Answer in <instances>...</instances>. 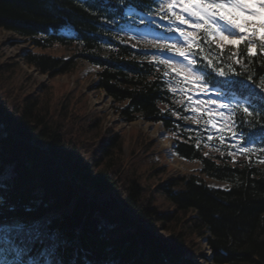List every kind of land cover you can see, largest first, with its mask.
Here are the masks:
<instances>
[{"label":"trees","instance_id":"1","mask_svg":"<svg viewBox=\"0 0 264 264\" xmlns=\"http://www.w3.org/2000/svg\"><path fill=\"white\" fill-rule=\"evenodd\" d=\"M127 2L0 0V30L29 41L34 51L23 63L40 75L96 67L92 89L113 100L119 120L160 123L176 156L196 168L170 175L154 140L105 127V113H87V95L74 97L58 82L28 92L14 81L20 65L0 63V237L12 242H0V264H58V249H67L72 264H195L199 240L214 264H264L259 45L256 57L209 47L213 65L233 70L234 88L246 89L256 111L235 109L232 120L244 121L243 152L230 130L209 139L207 117L189 115L185 87L165 81L152 60L124 44L118 25ZM60 48L68 58L53 53Z\"/></svg>","mask_w":264,"mask_h":264},{"label":"snow or ice","instance_id":"2","mask_svg":"<svg viewBox=\"0 0 264 264\" xmlns=\"http://www.w3.org/2000/svg\"><path fill=\"white\" fill-rule=\"evenodd\" d=\"M117 3L124 4L125 0H117ZM153 7L155 15H149L148 21L141 18L139 23H146L167 33L168 36L176 37V39H169L168 36L163 39L157 37L151 41L155 48L160 49L159 52H153L151 55L157 59L159 64L165 65L167 70L164 75L166 77L169 75L181 77L183 83L190 85L193 92L202 94L203 101L197 95L195 103L198 106L202 103L207 104L208 112H212L214 109L211 106L216 105L221 118H223L225 109L231 113L230 104L219 103V100L221 97L227 99L228 91L234 88L238 81L229 75V72L233 71L231 68L226 72L223 69H217L211 60H208L206 65H201L198 62L199 53L194 52L193 47L195 45L200 48L201 52L204 49L201 48L197 40L196 32L203 31L206 35L204 43H208V40L217 42V47H220L221 50H223V44L219 42L235 46L249 41L247 54L250 57H256V44L251 41V38L260 41L259 47L264 52V0H151L145 14L152 13ZM159 21L165 23L161 25ZM185 25L187 29L183 27ZM144 55H148V53L146 52ZM192 99L193 97L189 96V100ZM261 100H264V96L261 97ZM237 103L248 116L256 115L251 104ZM260 116L261 126H264V107L261 108ZM226 123L231 124L229 130L240 150L249 151L245 147L246 141L242 137L244 121L242 119L239 121L228 120ZM57 251L60 256L58 264H72L70 258L65 256L67 249H58ZM29 264H37V262L29 261ZM48 264H57V262L49 261Z\"/></svg>","mask_w":264,"mask_h":264},{"label":"rangeland","instance_id":"3","mask_svg":"<svg viewBox=\"0 0 264 264\" xmlns=\"http://www.w3.org/2000/svg\"><path fill=\"white\" fill-rule=\"evenodd\" d=\"M26 41V42H24ZM226 43V42H225ZM228 44V43H226ZM231 45V44H229ZM234 46V45H233ZM237 45H235L236 47ZM32 46L28 40H25L22 37L16 36L11 32L0 31V63L4 64L8 67H11L13 64L18 63L21 67L20 71L14 76V81L19 83L20 86L25 88L28 92L37 91L40 85L49 86L51 82H58L61 84H68V93L72 94L74 97H78V95L85 94L88 96V111L95 113H105V127H113L115 131L124 130L127 133L130 130L139 131L140 135H143L150 139V141H155L157 143V150L155 147V151L162 154L160 163L169 167L170 175H182L185 173H191L195 170L196 164L186 162L184 160H180L173 152V145H163L161 144V140L157 137L152 136L150 133L143 129V121H136L129 124H121L114 114V110L111 108V100L106 97L105 93L102 91L96 92L92 89L93 85L97 80V69L92 67L90 64L85 63L80 68L79 72L75 76H56L51 78L47 75H40L32 68H28L24 65L23 57L27 52H31ZM59 51V50H58ZM57 51V52H58ZM63 50H60V53ZM73 92V93H72ZM68 94V95H69ZM83 97V96H82ZM83 100V98H82ZM98 103V104H96ZM149 124V123H147ZM155 126H160V124H151ZM213 129H216L215 125H212ZM163 129V128H161ZM164 139L170 141L168 139L167 133L164 131ZM171 142V141H170ZM157 160V158H155ZM209 186L219 189H226V184L222 182H217L210 180ZM15 221H6L3 222L2 225L4 227L9 225H15ZM199 252L198 255L193 257V261L195 264H214L211 259V253L208 247L206 246L204 240L198 241Z\"/></svg>","mask_w":264,"mask_h":264},{"label":"bare ground","instance_id":"4","mask_svg":"<svg viewBox=\"0 0 264 264\" xmlns=\"http://www.w3.org/2000/svg\"><path fill=\"white\" fill-rule=\"evenodd\" d=\"M143 129L147 131L148 133H150L152 136L159 138L161 140V144L166 145V146H169L171 144L170 141H167L166 139H164V132L160 126H155V125L144 123Z\"/></svg>","mask_w":264,"mask_h":264}]
</instances>
